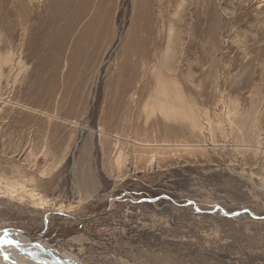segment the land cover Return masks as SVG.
Here are the masks:
<instances>
[{
	"label": "rangeland",
	"instance_id": "obj_1",
	"mask_svg": "<svg viewBox=\"0 0 264 264\" xmlns=\"http://www.w3.org/2000/svg\"><path fill=\"white\" fill-rule=\"evenodd\" d=\"M0 230L264 264V0H0Z\"/></svg>",
	"mask_w": 264,
	"mask_h": 264
},
{
	"label": "bare ground",
	"instance_id": "obj_2",
	"mask_svg": "<svg viewBox=\"0 0 264 264\" xmlns=\"http://www.w3.org/2000/svg\"><path fill=\"white\" fill-rule=\"evenodd\" d=\"M15 233L16 236L14 235ZM12 235H14V238L9 239ZM3 239L13 240L16 242V244L6 245L0 243V255H3L0 256V264H82L80 261L71 257H69L70 259L68 260H54L55 257L59 256L55 255L53 251L50 252L49 249L41 252V250L43 251L42 244H38L37 246L39 248H35L36 245L31 243L32 241L30 237L22 234L21 232H7L0 230V241H2ZM6 258L10 260L9 263L4 262Z\"/></svg>",
	"mask_w": 264,
	"mask_h": 264
},
{
	"label": "snow or ice",
	"instance_id": "obj_3",
	"mask_svg": "<svg viewBox=\"0 0 264 264\" xmlns=\"http://www.w3.org/2000/svg\"><path fill=\"white\" fill-rule=\"evenodd\" d=\"M0 243L6 244V245H15L16 242L13 240H9V239H3L2 241H0Z\"/></svg>",
	"mask_w": 264,
	"mask_h": 264
}]
</instances>
